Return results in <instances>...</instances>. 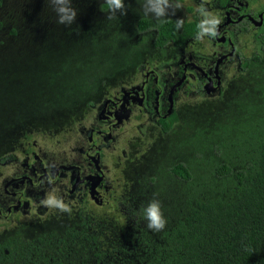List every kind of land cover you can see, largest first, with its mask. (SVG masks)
I'll return each mask as SVG.
<instances>
[{
  "label": "trees",
  "instance_id": "obj_1",
  "mask_svg": "<svg viewBox=\"0 0 264 264\" xmlns=\"http://www.w3.org/2000/svg\"><path fill=\"white\" fill-rule=\"evenodd\" d=\"M141 3L125 0V14L109 20L103 0H73L77 17L66 27L48 0H0V155L63 133L163 61L174 25L144 16ZM256 71L224 106L193 107L175 132L181 149L139 173L143 198L132 195L124 215L17 235L0 264H264V61ZM154 194L161 232L141 216Z\"/></svg>",
  "mask_w": 264,
  "mask_h": 264
},
{
  "label": "flooded vegetation",
  "instance_id": "obj_2",
  "mask_svg": "<svg viewBox=\"0 0 264 264\" xmlns=\"http://www.w3.org/2000/svg\"><path fill=\"white\" fill-rule=\"evenodd\" d=\"M171 2L180 7L164 18L174 30L162 62L146 64L63 133L33 136L0 155V250L17 235L38 239L75 228L81 218L124 215L132 195L143 198L139 173L181 149L175 132L193 107L224 106L262 65L264 0ZM201 4L220 23L215 36L198 40ZM50 193L68 210L43 204Z\"/></svg>",
  "mask_w": 264,
  "mask_h": 264
},
{
  "label": "clouds",
  "instance_id": "obj_3",
  "mask_svg": "<svg viewBox=\"0 0 264 264\" xmlns=\"http://www.w3.org/2000/svg\"><path fill=\"white\" fill-rule=\"evenodd\" d=\"M52 11L56 15V23L59 25L70 26L74 23L77 17V10L72 6L73 0H48ZM103 7L108 10L109 20L113 19L117 13L121 16L125 14V0H103ZM180 4H173L171 0H142L141 11L144 16L151 17L154 20L163 23L164 18L169 15H174V10L178 9ZM170 10H172L170 12ZM197 12L200 17L196 24L197 34L196 39H202L205 35L213 37L216 35L217 25L220 19L210 12L203 4L197 7ZM183 26L182 19H177L175 28L180 29ZM43 204L49 207L67 211V207L54 194L50 193ZM141 216L146 222L145 226L152 232H161L167 220L163 214L161 202L155 198V194L141 210Z\"/></svg>",
  "mask_w": 264,
  "mask_h": 264
},
{
  "label": "rangeland",
  "instance_id": "obj_4",
  "mask_svg": "<svg viewBox=\"0 0 264 264\" xmlns=\"http://www.w3.org/2000/svg\"><path fill=\"white\" fill-rule=\"evenodd\" d=\"M36 136L39 137V139H43L44 137H51V134H39V135H36ZM42 147H43L44 150H46V149H52V148H50L49 145L46 146L45 144H42ZM16 151L17 150H14V152H16ZM17 155H18V153H17Z\"/></svg>",
  "mask_w": 264,
  "mask_h": 264
},
{
  "label": "bare ground",
  "instance_id": "obj_5",
  "mask_svg": "<svg viewBox=\"0 0 264 264\" xmlns=\"http://www.w3.org/2000/svg\"><path fill=\"white\" fill-rule=\"evenodd\" d=\"M135 37H136V35H135ZM145 49V48H144ZM97 96V95H96Z\"/></svg>",
  "mask_w": 264,
  "mask_h": 264
}]
</instances>
